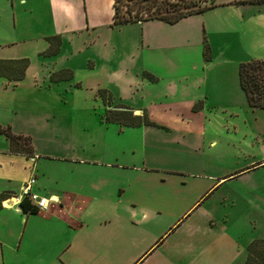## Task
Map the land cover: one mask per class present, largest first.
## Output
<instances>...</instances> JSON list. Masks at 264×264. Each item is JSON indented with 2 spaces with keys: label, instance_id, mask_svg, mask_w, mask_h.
Masks as SVG:
<instances>
[{
  "label": "crops",
  "instance_id": "1",
  "mask_svg": "<svg viewBox=\"0 0 264 264\" xmlns=\"http://www.w3.org/2000/svg\"><path fill=\"white\" fill-rule=\"evenodd\" d=\"M211 2L174 22L110 25L112 0H40L34 24L22 21L31 0H0V16L11 13L27 32L20 40L88 42L96 53L88 64L106 78L97 86L111 102L130 87L137 101L121 104L154 122H94L90 150L57 155L32 143L29 153L9 150L0 132V264H243L256 223L242 238L228 230L227 210L213 208L264 207V108L247 104L237 76L240 61L264 59V0ZM163 82L187 96L164 101L155 93ZM206 140L221 143L220 162L199 159L189 144ZM30 174L31 188L51 196L45 208L10 198Z\"/></svg>",
  "mask_w": 264,
  "mask_h": 264
},
{
  "label": "rangeland",
  "instance_id": "2",
  "mask_svg": "<svg viewBox=\"0 0 264 264\" xmlns=\"http://www.w3.org/2000/svg\"><path fill=\"white\" fill-rule=\"evenodd\" d=\"M210 1L199 0L197 3L203 5ZM31 3L34 7L32 16L23 15L24 24H34L37 20H42L41 14L45 12L40 8V0H31ZM11 17V13L0 16V58L26 57L28 63L24 75L18 78L14 86L9 83L4 85V81L13 79L0 76V125L8 124L12 131L27 134L35 148L43 153L57 155L67 151L90 150L91 142L96 138L94 122H112L103 119L106 105L96 91L99 87L97 83L106 80V78L100 79L102 65L93 68L88 64L89 58L96 55L95 48L88 42L81 43V38L77 39L78 46H75L74 41H69L71 43L69 44L65 36L60 49L46 53L44 50L49 45L46 36L42 40H34L33 37L20 40L21 35H26L27 32H23V28L18 24L12 26ZM134 31L139 33L137 28ZM129 32L131 36L133 30ZM13 40L15 42H11ZM60 68L71 69V75L57 79L50 77L53 71ZM164 82L157 84L160 87L158 92H155L164 101L177 102V99L187 96L185 92H177L174 88L166 90ZM163 90H166L167 95H161ZM131 91L130 87H124L121 93L112 97L111 103H134L137 101L136 92ZM214 136H219L217 130ZM3 141L4 137L0 134V144ZM104 142L103 149L108 150L107 140L104 139ZM189 144L198 147L195 155L207 163L220 162L216 156L224 153L221 152L223 148L220 142L214 147L208 146L207 140L204 147L197 142ZM262 198L264 202V195ZM213 209L215 215L220 214V211L223 212V209L227 210V216L230 218L228 230L234 235L245 238L251 233L250 225L254 222L259 234L254 238H264L262 205H244L237 201L233 206Z\"/></svg>",
  "mask_w": 264,
  "mask_h": 264
},
{
  "label": "trees",
  "instance_id": "3",
  "mask_svg": "<svg viewBox=\"0 0 264 264\" xmlns=\"http://www.w3.org/2000/svg\"><path fill=\"white\" fill-rule=\"evenodd\" d=\"M199 0H112L113 12L110 25L141 21L149 18H159L167 22H174L178 18L203 10L214 4L199 5ZM49 45L44 50L46 53H53L58 50L60 39L58 35L46 36ZM203 58L209 57V47L205 41L202 44ZM28 63L26 57L0 58V75L8 79H18L24 74ZM72 71L69 68H60L53 71L50 77L55 79L69 77ZM142 76L154 80L155 76L147 71L141 72ZM55 75V76H54ZM238 83L241 87L246 102L249 106L264 108V59L251 58L240 61L237 64ZM104 105L103 119L105 121L117 122L122 125L153 124L144 112L133 113L132 109L121 103L111 105V95L105 88H97ZM0 132L8 139L9 150L29 153L31 151L30 137L27 134L14 133L8 124L0 125ZM22 209H32L28 201L23 199L20 202ZM246 255L243 264H262L264 262V238L250 240L246 247Z\"/></svg>",
  "mask_w": 264,
  "mask_h": 264
},
{
  "label": "built area",
  "instance_id": "4",
  "mask_svg": "<svg viewBox=\"0 0 264 264\" xmlns=\"http://www.w3.org/2000/svg\"><path fill=\"white\" fill-rule=\"evenodd\" d=\"M34 181V175H28V177L21 182L18 192L10 198L14 200V202H17L20 199H26L29 205L35 209L45 208L48 205L51 196H46L45 194L33 190L31 187Z\"/></svg>",
  "mask_w": 264,
  "mask_h": 264
},
{
  "label": "bare ground",
  "instance_id": "5",
  "mask_svg": "<svg viewBox=\"0 0 264 264\" xmlns=\"http://www.w3.org/2000/svg\"><path fill=\"white\" fill-rule=\"evenodd\" d=\"M23 199L18 200V202H21ZM26 200V199H25Z\"/></svg>",
  "mask_w": 264,
  "mask_h": 264
}]
</instances>
